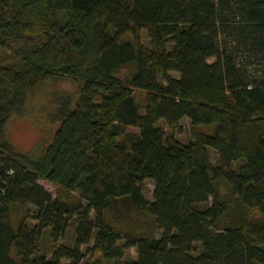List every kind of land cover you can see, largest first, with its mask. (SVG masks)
<instances>
[{
    "label": "trees",
    "instance_id": "16d2710c",
    "mask_svg": "<svg viewBox=\"0 0 264 264\" xmlns=\"http://www.w3.org/2000/svg\"><path fill=\"white\" fill-rule=\"evenodd\" d=\"M15 117L58 126L53 141L18 151ZM184 118L188 144L159 126ZM221 180L262 219L223 225ZM17 206L36 211L15 224ZM131 212L146 231L109 217ZM93 239L109 264H264V0H0V264H102L85 260Z\"/></svg>",
    "mask_w": 264,
    "mask_h": 264
},
{
    "label": "rangeland",
    "instance_id": "374dc122",
    "mask_svg": "<svg viewBox=\"0 0 264 264\" xmlns=\"http://www.w3.org/2000/svg\"><path fill=\"white\" fill-rule=\"evenodd\" d=\"M142 41L145 45L150 46L151 40L149 38V35L146 30H142L141 32ZM125 40H135V36L131 33L127 34L124 37ZM215 60L211 59L209 60V63H213ZM171 75L175 78H179V74L176 72H172ZM66 89L70 91H76V86L72 85L70 82L65 83L64 86ZM134 97L136 102L139 104V106L144 108L147 101V95L143 91L136 90L134 92ZM143 112V111H142ZM159 126L165 131L167 136H175L180 142L184 144H188L194 136V133L197 128H194L192 126L191 121L187 118H184L180 121L179 126L177 127H168L164 121L159 123ZM58 126H50L47 124L39 123L37 120L31 121L28 118H18L15 117L11 119L7 126L6 130V138L9 139V141L15 146V148L20 152H29L38 142H48L51 143L55 137V133L57 131ZM206 130H209V128H205ZM131 131H135V129H130ZM199 130V129H197ZM210 153V160L213 166L218 165V154L215 150L209 149ZM39 183L53 196H58L62 199H69L70 195L63 191V189L59 188L58 186L45 182V181H39ZM154 183L152 181H146L144 185V194L146 198L149 200V202H153V192H154ZM217 191L219 197L228 204V212L226 213V216L223 221V225H229L234 220L236 222L243 221L244 217L247 215V218H255V219H262V216L259 211L257 210H248L245 208L241 201L233 195L230 186L223 180L218 181L216 183ZM27 209H30V214H32L36 209L33 206H27V208L24 207H13L11 212L12 220L15 224H18L20 220H22L27 213ZM110 220L113 222L114 225L120 227H140L143 228L145 231L147 230L145 227L147 226V222L150 220V218H146L139 213L131 212L129 216L127 217H114V215L110 214ZM27 222L30 224L33 223V220L30 217H28ZM35 223V222H34ZM150 229L148 232L152 236L160 237L162 235V231L155 229L154 227H149ZM75 224H72L66 231L65 236L58 242L59 245L68 246L70 248H73L75 246ZM95 237V235H94ZM123 244V242H121ZM94 245V239L92 240L91 244L89 246H83L82 251L83 253H86L85 260L92 263L96 262L98 260H102V264H109L106 262L101 254L98 253H87V250L92 248ZM53 242L51 240L50 232L47 230L41 239L38 250L40 254H46L50 255L52 250ZM11 255L15 256V250L12 249ZM138 257L137 252L132 249L127 252V257L133 260H136ZM63 263H68L67 260H64Z\"/></svg>",
    "mask_w": 264,
    "mask_h": 264
}]
</instances>
